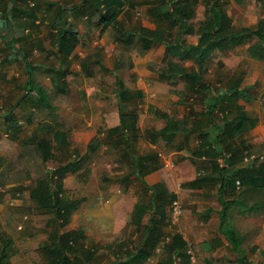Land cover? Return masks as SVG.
Returning a JSON list of instances; mask_svg holds the SVG:
<instances>
[{
  "label": "crops",
  "instance_id": "crops-1",
  "mask_svg": "<svg viewBox=\"0 0 264 264\" xmlns=\"http://www.w3.org/2000/svg\"><path fill=\"white\" fill-rule=\"evenodd\" d=\"M97 1L0 0V116L16 111L22 124L16 131L0 117V155L12 154L24 134L50 140L56 155L49 161L57 162L54 168L69 163L62 180L68 198L78 202L60 232L85 229V244L94 250L91 264L105 247L112 264L117 258L112 248L123 242L130 248L142 245L145 225L161 215L152 205L158 184L170 196L160 224L162 237L150 255L132 257L131 264H164V244L175 234L185 241L190 264H264V80L257 83L255 72L257 78L245 87L243 74L231 75L229 81L220 76L225 67L213 57L200 68L194 58L179 55L183 47L167 49L168 43L197 44L199 23L194 33L192 26L181 33L169 27L171 36L153 41L147 52L140 50L142 31L159 27L149 8L160 1L171 7L172 0H122L123 9L108 24L102 15L111 12L116 0H109V6H96ZM67 30L78 34V42L70 52H60L59 34ZM116 47L134 49L126 80L116 63L123 60L114 53ZM236 47L216 50L213 56ZM176 66L186 71L177 72ZM190 72L206 79V90L201 91L199 79L190 81ZM120 81L129 91L123 99ZM235 88L242 93L253 89L254 96L235 98L230 94ZM216 100L225 109L207 111ZM46 102L50 109L44 108ZM52 111L71 129L60 132L50 120ZM99 148L103 156L110 151L132 170L103 172L94 180L91 152ZM231 156L234 162L228 161ZM250 166L254 171L248 173ZM12 175L11 168L0 167V251L7 245L9 264H48L46 243L56 229L54 213L31 199L29 179L15 181ZM176 197L184 202V211L171 222L170 204ZM137 202L147 205L139 226L133 222ZM44 213L51 214L50 225H44ZM80 215L83 221H78ZM126 226L131 234L122 237ZM97 230L116 238L104 245L94 234Z\"/></svg>",
  "mask_w": 264,
  "mask_h": 264
},
{
  "label": "trees",
  "instance_id": "trees-1",
  "mask_svg": "<svg viewBox=\"0 0 264 264\" xmlns=\"http://www.w3.org/2000/svg\"><path fill=\"white\" fill-rule=\"evenodd\" d=\"M205 3L206 18L199 22L197 32L199 34V41L197 44H188L182 46L179 42L178 46H171L168 43L167 49L174 52L173 49H179L183 47V51H180L179 55L182 58L192 57L199 64L200 68L210 61L213 57V53L216 50H226L232 47L246 44L247 42L255 39L254 42L248 48L250 55L254 57L264 58V19H260L254 26H238L233 23V18L228 12L229 0H202ZM241 2L243 0H235ZM107 3L109 6V0H98L97 5ZM200 0H172V5L169 7L164 1H160L158 4L152 5L149 8L150 15H154L159 27L155 30L145 28L139 35V49L147 52L150 50L153 41L163 42L166 37L171 36V32L167 29L169 27H176L179 32H189L191 29V20L196 10L197 4ZM124 3L122 0H116V5H110L111 12L102 15L104 20L106 17L107 23L112 22L117 18L119 12L123 9ZM98 10L92 16L96 15ZM177 38L180 41V36L177 34ZM6 38V37H5ZM59 51L70 52L77 45L78 34L76 32L65 31L63 34H59ZM68 49V50H67ZM117 61L118 67L125 64V58ZM28 66H30L28 64ZM180 68V69H179ZM30 69V67H29ZM174 69L185 72L186 70L181 67H175ZM31 70V69H30ZM205 72V71H204ZM203 70L201 74L204 73ZM31 73V72H30ZM173 73H176L173 70ZM160 74L164 73L160 71ZM200 73L190 72L187 76L190 81L193 82L196 78L200 80L201 91L207 89L208 84L205 82ZM123 88L120 90V97L123 99L129 92L128 89H124L123 82H119ZM128 91V92H127ZM230 94L235 98L242 96L243 94L247 98H252L254 94L252 91L242 93V90L230 89ZM45 109H50L49 103L46 102ZM122 107H124L122 103ZM208 108V109H207ZM206 108L207 111H214L215 109L223 110L225 107L220 104L218 100L210 103ZM13 107L11 108V110ZM54 113L50 120H54L58 125V130L66 131L71 129L70 123L59 114ZM12 112H6L1 116L4 117V121L12 124V127L18 130H22V124L18 119H13ZM0 116V117H1ZM123 125V126H122ZM121 127H126L124 121H122ZM118 129V128H117ZM126 130H122V138L128 140L129 137L125 134ZM56 154L51 151V142L47 139H41L34 135L24 134L18 147L9 156L0 155V167L6 166L13 170L16 180L29 179L31 182L28 184V188L31 193V199L36 205L43 210H48L54 213L56 229L51 234L50 240L46 243V248L50 255L48 264H91L94 258V250L85 244L86 234L85 229L78 227L76 229L60 232V228L65 226L71 218L73 210L77 207V200L68 198L65 193L66 190L63 184V177L67 169L70 167L69 163L61 164L54 170L47 168L49 159ZM227 158V156H226ZM135 160V159H134ZM82 161V160H80ZM136 161V160H135ZM228 161L234 162L235 160L231 156ZM136 163V162H135ZM140 163L136 168L143 174V168ZM264 166V165H263ZM222 170V167H220ZM260 171V168H256ZM246 172L254 171L253 166L247 167ZM3 182V180H1ZM155 200L152 205L155 206L158 213L161 214L159 220L152 218L146 224L145 239L141 246L130 248L128 244L121 243L116 248L117 258L112 264H131V258H145L150 255L153 249L156 248L157 243L162 237V228L160 224H164L166 219V206L170 201V196L167 191L158 184L154 186ZM158 195V197H157ZM147 205L141 202H137L133 212V222L139 226L142 225V216L146 211ZM10 240V238H7ZM7 245L3 246L0 251V262L2 264H9L8 260H5L7 255ZM164 257L162 262L164 264H190L189 255L186 252L185 241L183 238L175 234L171 240H168L164 244ZM177 257H180L181 261L177 262Z\"/></svg>",
  "mask_w": 264,
  "mask_h": 264
},
{
  "label": "rangeland",
  "instance_id": "rangeland-1",
  "mask_svg": "<svg viewBox=\"0 0 264 264\" xmlns=\"http://www.w3.org/2000/svg\"><path fill=\"white\" fill-rule=\"evenodd\" d=\"M228 9H229V13L233 17L234 23L238 26H254L257 24V22L260 18H264V0H244L241 3H237L235 0H230V4L228 6ZM203 17H204V3L200 2L198 7H197L196 15L192 20L193 33H194L198 23H199V20L203 19ZM190 39H192V37ZM252 42H254L253 39L251 41L247 42L246 44L237 46L235 49H233L232 51H230L227 54L218 53L215 56H213V58H215L214 59L215 63H217V61L219 60V63L220 62L222 63L221 66L225 67V69H223V72L219 71L218 74L220 76L226 75L228 81L231 78L238 77L237 74L238 75L243 74L244 80H243L242 86L245 85V87H246L247 85L253 84L254 80L257 78V76L254 75V73L256 72L258 77H259V81H257V83H259V82L261 83V77H262V80H264V58H256V57L250 55V53L248 52V48ZM133 50L131 51V49H129L127 47H116L114 49V53L116 54L117 58H119V59L121 57L125 58V64L118 67V69L122 70L121 76L125 80H126V78H128V69H129L128 63L130 60L132 62ZM34 60L35 59L33 58V61ZM35 62L37 63L39 61L36 60V61H34V63ZM116 63H114V68L116 66ZM226 64H227L228 68H230V69L232 68L231 71H230V69L227 70ZM250 66L252 69L250 68V70H249ZM40 72H41V70L38 73L39 75H40ZM228 73L229 74L231 73V74L229 75ZM42 74H43V72H42ZM74 75H75L74 73L73 74L71 73L69 78H73ZM231 75H233L234 77L230 78ZM212 76L215 80L214 74ZM207 77L209 79L210 78L212 79V77L208 74H207ZM102 78L103 77L101 75V77H99V80H102ZM75 79L76 78H74V80ZM127 81H128V79H127ZM260 85L261 84H256V86L259 90H261ZM250 90L253 91V89H250ZM243 91L246 93L249 90H248V88H244ZM261 96L262 97L264 96V92L261 94ZM261 98H260V100H261ZM14 113H17V112L14 111ZM12 118L16 119L17 117H15V115L13 114ZM101 151H102L101 148H99L96 150V152H91V156H92L91 162L93 164L91 166V170H94V172H95L94 176H96L94 178V180L96 178H97V180H99L100 176H101L100 174L103 172L105 174V173L114 172L116 170H119V171L125 170L127 172L132 170V168L130 167L128 162L122 164V162L117 161L115 155L111 154L110 151L107 152V154L104 156H103V154H101ZM57 165H58L57 162L49 161L47 168L52 170ZM12 180L16 181L14 174L12 175ZM44 221H46L44 223V225L47 223H48V225H50L52 223V216L50 213L45 214ZM78 221H83V218L81 215L78 218ZM90 225L91 224L88 223L86 226L88 227ZM127 227L128 226L124 227V230L122 231L123 232L122 237L128 236L129 234H131V232H129ZM94 234L101 237L100 241H102L104 245H107L108 243L113 242L114 239L116 238V236H112V235L109 236V233L102 234L98 230ZM112 258H113L112 253L108 252L107 248L105 247L104 249H101L99 251V253L97 254V257L94 260V264H110V261Z\"/></svg>",
  "mask_w": 264,
  "mask_h": 264
},
{
  "label": "built area",
  "instance_id": "built-area-1",
  "mask_svg": "<svg viewBox=\"0 0 264 264\" xmlns=\"http://www.w3.org/2000/svg\"><path fill=\"white\" fill-rule=\"evenodd\" d=\"M183 211L184 202L179 197L174 198L170 204L171 222L177 220L183 214Z\"/></svg>",
  "mask_w": 264,
  "mask_h": 264
}]
</instances>
